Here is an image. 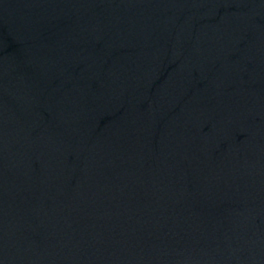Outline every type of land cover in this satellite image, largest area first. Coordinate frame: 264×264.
Instances as JSON below:
<instances>
[{
    "label": "water",
    "instance_id": "obj_1",
    "mask_svg": "<svg viewBox=\"0 0 264 264\" xmlns=\"http://www.w3.org/2000/svg\"><path fill=\"white\" fill-rule=\"evenodd\" d=\"M0 264H264V0H0Z\"/></svg>",
    "mask_w": 264,
    "mask_h": 264
}]
</instances>
